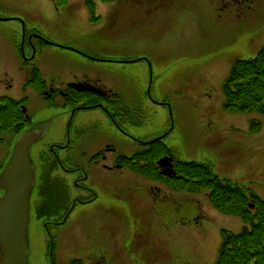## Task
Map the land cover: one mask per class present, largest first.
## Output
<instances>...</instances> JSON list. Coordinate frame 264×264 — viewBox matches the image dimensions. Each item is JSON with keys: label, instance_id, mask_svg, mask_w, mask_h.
<instances>
[{"label": "rangeland", "instance_id": "rangeland-1", "mask_svg": "<svg viewBox=\"0 0 264 264\" xmlns=\"http://www.w3.org/2000/svg\"><path fill=\"white\" fill-rule=\"evenodd\" d=\"M85 1L57 11L53 0H0V20H12L0 21V96L25 100L32 121L27 128L43 125L46 133L31 155L36 164L42 161L40 183L60 181L58 202L36 210L44 196L38 188L31 199L28 264H216L222 232L240 233L244 222L217 211L208 193L174 192L138 174L137 181L123 178L129 168L114 173L115 196L107 184L89 185L99 199L74 207L66 223L54 226L68 213L67 201L90 194L74 191L76 173L63 175L49 151L70 141L60 159L75 167L86 165L95 141L107 138L118 157L138 148L124 133L146 141L165 136L176 160L205 163L264 201V115H233L222 90L235 63L264 47V0H96L99 23ZM21 23L28 35L35 30L66 49L41 43L36 55L29 45L22 54ZM33 69L49 88L100 81L125 106L137 101L139 114L114 120L102 109L78 111L72 123L69 105L26 88ZM149 88L155 101L168 105L151 102ZM252 123H260L258 132ZM13 139L0 135L1 164L10 159Z\"/></svg>", "mask_w": 264, "mask_h": 264}, {"label": "trees", "instance_id": "trees-1", "mask_svg": "<svg viewBox=\"0 0 264 264\" xmlns=\"http://www.w3.org/2000/svg\"><path fill=\"white\" fill-rule=\"evenodd\" d=\"M62 2L66 4L69 0H60ZM86 3L94 16L93 1L87 0ZM34 76L31 83L37 87L42 82L41 77L38 73ZM223 90L228 112L264 115V48L255 58L241 60L234 65ZM27 123L20 103L0 98V134H19ZM259 124L253 127L259 130ZM163 156L170 157L171 150L158 140L147 149L145 155H141L145 159L136 157L137 162L144 160L147 164L140 168L138 163L133 168L137 167L136 171L146 177L163 181L176 192L192 195L208 193L209 201L217 211L227 216H236L244 222L245 226L240 233L222 232L223 240L216 264H264V201L233 182L221 179L205 163L177 162L175 170L178 175L167 177L156 166Z\"/></svg>", "mask_w": 264, "mask_h": 264}, {"label": "flooded vegetation", "instance_id": "flooded-vegetation-1", "mask_svg": "<svg viewBox=\"0 0 264 264\" xmlns=\"http://www.w3.org/2000/svg\"><path fill=\"white\" fill-rule=\"evenodd\" d=\"M53 5L59 10L57 1H54ZM27 33L28 31L24 36V31L22 32L20 42L22 43L21 47L23 49L26 47V45H29L28 47L31 49V52L36 55V51L38 50L37 44H44V42L38 38L41 34L34 30H32L29 35ZM44 82L45 84L40 86V89L36 90V92H38L41 97L46 98V100L52 104H54L58 99H61L65 108L68 107L66 105H69L70 110H66L65 112H70L71 119L73 120L72 123L75 122L74 119L76 118L78 111L100 109H102L110 118L115 120L118 112L115 109L112 110V106H117L115 101H113L115 100L114 97L116 95L112 92V90L110 91L106 86L101 84L100 81H94L91 78L83 81L78 80L74 84H67L64 89L56 88L55 86H50L49 88L48 84H46V80H44ZM35 128H40V124L34 126V129ZM69 130H71V127ZM126 134L125 136L129 139V143H135L138 147L144 146L145 141L142 138L139 139V137L136 135L134 136L129 132ZM85 137L86 136L84 135L83 138ZM107 140L108 139L106 138V140L102 139L95 141L96 150L93 151V155L89 156L88 153H85L87 154L86 165L73 167L71 163L67 165V161H61L60 152L68 150L71 145L70 141L66 142L67 144L53 145L49 151L51 153L50 155H53L50 156L52 158V162L56 165H59L60 168L67 174V176L69 174L76 173L77 178L71 182L74 190H78L79 192L81 190H85L90 194L88 197H85L86 199H78V197L74 198L75 205H90L97 199V193L93 188L89 187V185L96 183L103 184L104 188L107 186L110 195L115 196V186H111L114 184V181L111 179H114L113 176L116 172V169H120L122 165H117L115 162L114 149H112L110 143ZM75 205H71L66 215L71 213V209L72 207H75Z\"/></svg>", "mask_w": 264, "mask_h": 264}, {"label": "water", "instance_id": "water-1", "mask_svg": "<svg viewBox=\"0 0 264 264\" xmlns=\"http://www.w3.org/2000/svg\"><path fill=\"white\" fill-rule=\"evenodd\" d=\"M41 136L33 131L22 137L0 176V195L5 192L0 199V264H28L31 198L36 185L30 153ZM166 162L163 159L160 164Z\"/></svg>", "mask_w": 264, "mask_h": 264}]
</instances>
